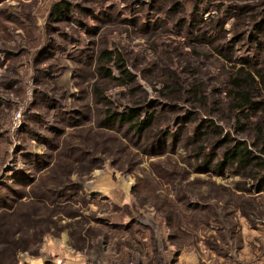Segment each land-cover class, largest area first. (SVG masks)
Listing matches in <instances>:
<instances>
[{
  "label": "rangeland",
  "instance_id": "rangeland-1",
  "mask_svg": "<svg viewBox=\"0 0 264 264\" xmlns=\"http://www.w3.org/2000/svg\"><path fill=\"white\" fill-rule=\"evenodd\" d=\"M179 1L186 16L192 0ZM211 2L204 19L224 31L209 52L188 53L183 28L151 26L171 3L0 0V264L264 262V171L218 166L239 142L260 156L264 117L232 109L231 61L216 51L241 31L235 64L249 53L264 69V30L247 49L252 23L233 30L243 14L214 22L231 4L261 18L264 0ZM105 47L124 55L132 81L115 66L116 78L103 75ZM166 65L185 90L204 81L208 99L164 98ZM131 109L134 121H112Z\"/></svg>",
  "mask_w": 264,
  "mask_h": 264
},
{
  "label": "trees",
  "instance_id": "trees-1",
  "mask_svg": "<svg viewBox=\"0 0 264 264\" xmlns=\"http://www.w3.org/2000/svg\"><path fill=\"white\" fill-rule=\"evenodd\" d=\"M159 1L171 3V5L167 8L165 16L156 21V25L152 24L151 26H154L157 30H159V32L171 30L179 34H181V28H183L186 31L184 36L190 40L191 48L187 50L188 53L193 52V50H200V46L206 47V51L209 52V50L211 49L210 44L212 40V33L215 34V40L218 41L221 33L224 31V28L222 30L213 29V21H206L204 19L203 12H207L209 5L213 4L211 0H192L190 10L186 14V16L182 17H178V14L180 12L187 11L183 2L179 0H156L157 3ZM252 1L254 2V4H257L258 0ZM245 6H247V8H249L251 11H253L255 7V5L231 4L227 6L225 18H218L214 22L219 23L223 27V22L228 20L231 14L232 16H236L238 15V13L243 14V17H241L240 22H235L233 30H236L241 25H245L247 22L252 23L253 29L249 31V35L247 38L249 42V44L247 45V49H249L251 47L252 42L256 43V39H258L257 34L261 33V31L264 30V13L261 15L262 17L260 18L258 16H244L245 14L243 13V11L236 12V9L241 10L244 9L243 7ZM160 8L156 10H159ZM56 12L57 15H60L62 13L60 9ZM150 14L151 10L146 11L145 17H150L148 19L149 21H155L151 19L154 18V15ZM251 15L254 14H252L251 12ZM244 36L245 34L239 31L235 33L230 38V40L226 41L224 45H221L218 47V49H216V51L222 54L223 57L231 61V68L229 70V90L227 96L234 101V104L232 106V109L234 111H237L239 113L249 112L251 114L262 111L261 114H263L264 117V106H262V103L256 99V97L258 96V91L264 92V69L256 67V65H258V62L255 60H251L254 57L252 54L248 53L245 55L238 56V58L240 59L239 62L242 63L243 66H238L237 64H235V60L233 58V53L236 50H234V47ZM225 39L226 38H224V40ZM259 43L260 46H264V43ZM224 49H226L227 52H222V50ZM235 57L237 58V56ZM97 64L98 68L103 69V75L105 77L116 78V76L112 73V67L115 66L121 69H119L122 73L121 77L125 78V80L132 81V79L134 78L131 73L127 70H124V72L122 71L126 68L125 57L122 53H117L112 48L105 47L101 50V53L97 60ZM164 67H166V73L165 76L161 78L163 79V82L162 88L160 90V94L164 98L176 96L179 99H183L184 95H188L191 101H206L208 99L207 89H203L202 83L206 84L204 81L198 78H194L190 82L191 86L185 90L180 76L178 75V72L169 65H166ZM161 104L168 105L164 102H162ZM192 113L193 111L191 110L186 111L187 115H190ZM126 114L129 115H122L121 117H117L114 115L112 116V121H115V119H117L119 122L125 123L129 118H134L132 119L134 121L135 118L138 116V112L133 109L127 111ZM150 120V116H147L144 119L141 118L139 122H136V126L133 125V127H135L137 131L141 132L143 131V129L148 128L147 126L151 123ZM262 122L264 123V120H262ZM236 128L238 131H240V129L245 130L244 124H239ZM260 129L261 131H264V125L261 126ZM170 134L171 133H168L167 136H170ZM158 137L160 143L164 144L165 139H163L162 134H158ZM164 138H166V136H164ZM259 143V148L261 149V153L259 154L260 156H256L254 152L247 147V143L239 142L236 146H234L228 151L226 158H224V160L220 164H218V166L221 167L220 169H222V167H225L226 169L229 164L233 163L239 166L241 169H259V171L263 172L264 164H261L260 161L262 160V158H264V142L259 140ZM260 181L262 180L259 179V182Z\"/></svg>",
  "mask_w": 264,
  "mask_h": 264
},
{
  "label": "built area",
  "instance_id": "built-area-1",
  "mask_svg": "<svg viewBox=\"0 0 264 264\" xmlns=\"http://www.w3.org/2000/svg\"><path fill=\"white\" fill-rule=\"evenodd\" d=\"M261 264H264V262H262Z\"/></svg>",
  "mask_w": 264,
  "mask_h": 264
}]
</instances>
